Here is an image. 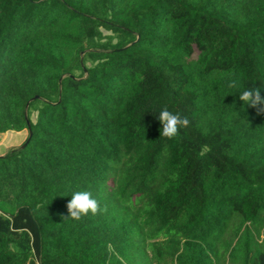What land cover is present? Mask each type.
Returning a JSON list of instances; mask_svg holds the SVG:
<instances>
[{
	"label": "trees",
	"instance_id": "16d2710c",
	"mask_svg": "<svg viewBox=\"0 0 264 264\" xmlns=\"http://www.w3.org/2000/svg\"><path fill=\"white\" fill-rule=\"evenodd\" d=\"M254 87L264 0H0V264H264Z\"/></svg>",
	"mask_w": 264,
	"mask_h": 264
},
{
	"label": "clouds",
	"instance_id": "9594fccd",
	"mask_svg": "<svg viewBox=\"0 0 264 264\" xmlns=\"http://www.w3.org/2000/svg\"><path fill=\"white\" fill-rule=\"evenodd\" d=\"M235 83L230 84L234 87ZM239 99L246 105L256 108L258 113L264 112V96L261 95V87L245 89L240 92ZM158 119L162 124L160 135L168 139L177 137L180 129L187 127L189 120L187 117H181L179 114H174L167 108L159 112ZM68 216L75 220L81 219L89 213L96 215L101 211H106V207L101 209L100 203L93 198L90 191H76L72 194L71 199L67 202Z\"/></svg>",
	"mask_w": 264,
	"mask_h": 264
},
{
	"label": "rangeland",
	"instance_id": "374dc122",
	"mask_svg": "<svg viewBox=\"0 0 264 264\" xmlns=\"http://www.w3.org/2000/svg\"><path fill=\"white\" fill-rule=\"evenodd\" d=\"M32 119H35V112L32 113ZM18 134H19L18 132H15L13 130L0 133V154L5 153L8 150L12 149L13 147L19 145L21 141V137H23L24 134H22V136H18ZM149 254L151 255L150 250H149ZM170 263H171V258L168 257L166 260V264H170Z\"/></svg>",
	"mask_w": 264,
	"mask_h": 264
},
{
	"label": "water",
	"instance_id": "95a60500",
	"mask_svg": "<svg viewBox=\"0 0 264 264\" xmlns=\"http://www.w3.org/2000/svg\"><path fill=\"white\" fill-rule=\"evenodd\" d=\"M27 123H28L29 135H28V138L21 144L22 147L28 142V140L31 136V128H30V124H29V119H27Z\"/></svg>",
	"mask_w": 264,
	"mask_h": 264
}]
</instances>
